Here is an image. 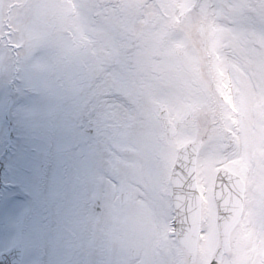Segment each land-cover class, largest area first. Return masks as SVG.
Masks as SVG:
<instances>
[{
    "label": "rangeland",
    "instance_id": "obj_1",
    "mask_svg": "<svg viewBox=\"0 0 264 264\" xmlns=\"http://www.w3.org/2000/svg\"><path fill=\"white\" fill-rule=\"evenodd\" d=\"M261 48L264 0H0V255L20 247V264H189L174 230L170 177L180 149L202 142L193 264H264V90L240 63ZM111 96L140 121L109 143L130 141L123 166L100 141ZM89 97L103 105L100 124ZM19 119L58 138L56 184L79 186L71 213L43 235L22 223L14 188L3 183L11 179L7 136L16 138ZM108 159L115 168H105ZM221 170L240 176L246 190L231 248L217 260ZM109 209L129 213L127 227H98Z\"/></svg>",
    "mask_w": 264,
    "mask_h": 264
},
{
    "label": "water",
    "instance_id": "obj_2",
    "mask_svg": "<svg viewBox=\"0 0 264 264\" xmlns=\"http://www.w3.org/2000/svg\"><path fill=\"white\" fill-rule=\"evenodd\" d=\"M169 130L175 132L174 129ZM200 146V143H194L180 150L171 177L176 233L180 244L190 255V263L197 252L201 225V196L196 183V161ZM244 187L239 177L227 171L218 176L215 199L221 233V247L216 254L219 260L230 249V232L242 216ZM21 257V249L15 248L0 256V264H20Z\"/></svg>",
    "mask_w": 264,
    "mask_h": 264
},
{
    "label": "snow or ice",
    "instance_id": "obj_3",
    "mask_svg": "<svg viewBox=\"0 0 264 264\" xmlns=\"http://www.w3.org/2000/svg\"><path fill=\"white\" fill-rule=\"evenodd\" d=\"M17 123L16 138L7 136L9 154L3 163L4 174L11 179H5L3 183L6 188L9 185L14 188L9 196L20 206L22 223L43 235L55 200L54 190L46 192L45 185L46 182H57L60 158L57 160L56 174L50 179L51 153L48 145L51 137L47 127L24 119H19ZM4 143L0 139V144Z\"/></svg>",
    "mask_w": 264,
    "mask_h": 264
},
{
    "label": "clouds",
    "instance_id": "obj_4",
    "mask_svg": "<svg viewBox=\"0 0 264 264\" xmlns=\"http://www.w3.org/2000/svg\"><path fill=\"white\" fill-rule=\"evenodd\" d=\"M36 30L39 32H46L47 28L43 24H38L36 26ZM19 39L23 40L25 43H27L31 36L27 33H22ZM240 63L244 66L247 73L251 75L255 82L258 83L261 90H264V48H261L258 52V54L253 57L251 60H241ZM25 67L27 65L25 64ZM45 75H50L49 73H45ZM83 95H88V88L85 87L82 91ZM89 100L91 101L90 107L94 109L98 116H103V105L96 103L94 99L89 97ZM51 98H45V104L51 103ZM70 103V98L68 101ZM57 142L58 138L53 139L49 145V151L51 153V171L49 173V177L55 176L56 170H57V160L60 158V155L57 152ZM107 159L106 155L101 153V160ZM83 182H87V175L85 174L83 176ZM79 186H72L70 184H64L63 186L57 185L56 183H50L46 182L45 185V191L48 190H54L56 192L55 200L52 204L49 220L51 227H55V221L59 217H67L72 210L73 206V196L75 192L77 191ZM130 215L129 213L122 212L119 215L114 212V210H106L104 215L100 217V222L97 225L98 227L102 228H108L112 227L113 225H120L122 227H127V224L125 223V217ZM158 218L155 219V223H158ZM153 221L145 220L143 222V226L146 228H150L152 226Z\"/></svg>",
    "mask_w": 264,
    "mask_h": 264
},
{
    "label": "bare ground",
    "instance_id": "obj_5",
    "mask_svg": "<svg viewBox=\"0 0 264 264\" xmlns=\"http://www.w3.org/2000/svg\"><path fill=\"white\" fill-rule=\"evenodd\" d=\"M109 93L110 91L109 89H107V94ZM101 101L104 102V99H101ZM108 102L113 106V111L112 113L109 114L108 117L105 118L107 130L104 133L105 137L100 141L102 146L108 147L106 149L108 152L107 153L108 157L115 158L118 161V163H121V165L123 166L125 165V161L127 159L124 156L120 157V155L122 153V149H125L127 148V146H129L128 143L130 141L125 140L124 142H121L120 146L119 143L117 146H110V144L118 140V136H121V134L124 133L127 125L130 124L131 126L132 125L137 126L140 121L138 120V115H134L132 112L129 113L128 110H126L127 104L125 103L122 97L111 96L108 98ZM99 104H101V102H99ZM261 109L264 110V106L261 107ZM96 119L99 124L102 122L101 116H98L97 113H96ZM82 137L84 138V131H81L80 134L78 133V138L82 139ZM112 149H115V151L112 152L111 151ZM112 159H108V162L105 163L106 169H110L112 167L115 168ZM149 176H151V174H149ZM154 179L157 180V178L155 177Z\"/></svg>",
    "mask_w": 264,
    "mask_h": 264
}]
</instances>
